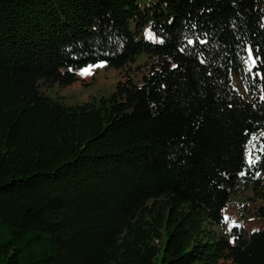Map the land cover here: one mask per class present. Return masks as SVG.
<instances>
[{"label":"trees","instance_id":"1","mask_svg":"<svg viewBox=\"0 0 264 264\" xmlns=\"http://www.w3.org/2000/svg\"><path fill=\"white\" fill-rule=\"evenodd\" d=\"M99 60V103L46 91ZM257 72L264 0H0V264H264Z\"/></svg>","mask_w":264,"mask_h":264},{"label":"rangeland","instance_id":"2","mask_svg":"<svg viewBox=\"0 0 264 264\" xmlns=\"http://www.w3.org/2000/svg\"><path fill=\"white\" fill-rule=\"evenodd\" d=\"M79 69L76 70L79 76L78 80L67 86L56 85L46 88L49 95L55 99L64 101L67 105H84L88 102L99 103L102 97H109L114 92L117 83L122 79L119 69L109 66L107 63L102 67L94 68L91 74L88 75H81ZM141 79V74L134 77L136 84H139ZM233 79L240 93L248 99L247 89L244 85V71L240 74H233ZM238 195L243 196L244 193L238 191ZM260 202L264 201H259L258 204ZM224 215L227 217L224 229L234 225L241 226L248 231L260 227L258 218L242 217L238 214L237 209L233 207H228Z\"/></svg>","mask_w":264,"mask_h":264},{"label":"snow or ice","instance_id":"3","mask_svg":"<svg viewBox=\"0 0 264 264\" xmlns=\"http://www.w3.org/2000/svg\"><path fill=\"white\" fill-rule=\"evenodd\" d=\"M193 41H189V43H192ZM247 55H248V62L249 63H256V58H254V55H253V50L251 48H248L247 49ZM107 63V60H99L97 63L95 64H87L85 65L84 67L80 68L79 71H80V74L81 75H88V74H91L92 70L96 67H102L104 66L105 64ZM173 67H175V65H173ZM258 76L259 75H264V72H257L256 73ZM257 159H259V157H257ZM249 161L254 163L255 161L252 160V157L249 156ZM225 219H227V217H225Z\"/></svg>","mask_w":264,"mask_h":264}]
</instances>
